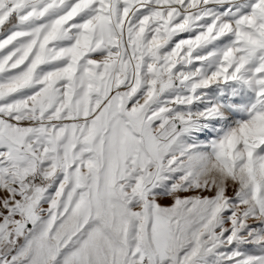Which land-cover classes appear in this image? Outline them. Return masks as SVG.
Here are the masks:
<instances>
[{"label":"snow or ice","instance_id":"6c2138e0","mask_svg":"<svg viewBox=\"0 0 264 264\" xmlns=\"http://www.w3.org/2000/svg\"><path fill=\"white\" fill-rule=\"evenodd\" d=\"M0 36V264H264V0H0Z\"/></svg>","mask_w":264,"mask_h":264},{"label":"rangeland","instance_id":"374dc122","mask_svg":"<svg viewBox=\"0 0 264 264\" xmlns=\"http://www.w3.org/2000/svg\"><path fill=\"white\" fill-rule=\"evenodd\" d=\"M187 33H182L177 37H174V41L175 40H179V39H185L188 38ZM0 38H3L2 36H0ZM217 89V95H229V97L231 98L233 95V91L231 89H229L227 86L225 85H219V86H213ZM203 102H207V103H211L212 102V98H211V94L210 93H206ZM219 118H223V117H219ZM162 204L168 205L171 203L170 200H162L161 201Z\"/></svg>","mask_w":264,"mask_h":264},{"label":"clouds","instance_id":"9594fccd","mask_svg":"<svg viewBox=\"0 0 264 264\" xmlns=\"http://www.w3.org/2000/svg\"><path fill=\"white\" fill-rule=\"evenodd\" d=\"M216 165V161L213 159L209 162V170L205 177L202 179L212 180L214 177L218 175L216 168L214 167Z\"/></svg>","mask_w":264,"mask_h":264}]
</instances>
